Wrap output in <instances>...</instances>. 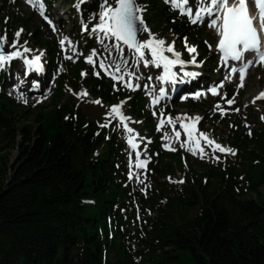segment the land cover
<instances>
[{
  "label": "trees",
  "instance_id": "1",
  "mask_svg": "<svg viewBox=\"0 0 264 264\" xmlns=\"http://www.w3.org/2000/svg\"><path fill=\"white\" fill-rule=\"evenodd\" d=\"M142 1L156 29L188 34L199 45L201 31L186 16ZM99 3L87 0L81 14L95 19ZM17 24L27 25L19 17L3 21L10 42ZM84 46L107 56L105 46ZM82 68L73 67L70 82ZM84 72L80 85L98 104L125 100L127 114L149 120L139 94L100 71ZM5 77L0 69V264H264V125L249 134L230 128L233 160L200 164L199 171L151 143L137 192L126 176L122 142L109 128L87 120L70 101L37 107L32 124L20 125L27 111L4 94ZM63 87L59 82L58 102ZM156 115L170 112L163 107Z\"/></svg>",
  "mask_w": 264,
  "mask_h": 264
},
{
  "label": "rangeland",
  "instance_id": "2",
  "mask_svg": "<svg viewBox=\"0 0 264 264\" xmlns=\"http://www.w3.org/2000/svg\"><path fill=\"white\" fill-rule=\"evenodd\" d=\"M33 1H35L33 2L35 4H30L27 1V6L22 0H6V4L0 1V37H7V41L4 45L12 47L15 41L16 50H13V52L19 50L23 53V58L27 59L39 55L43 65H45L49 57L47 43L53 50V58L55 60V65L52 68L50 67L51 69L49 71L45 70L43 72L42 81L40 82L34 80L36 74L32 69L26 68L23 58L18 57L11 60L13 62L10 64V67L5 63L4 71L7 73L5 79L10 85L5 89V94L21 110L27 111V114L18 118L20 125L32 124V116L34 113L40 112L37 107L45 106L48 110L51 107L50 103L52 101L54 104L70 101L71 105L75 106L87 120L93 121L99 127L103 124H108V127L103 128L105 130L109 128V130L122 141L127 178L133 190L141 192L145 183V167H135L137 163L136 155L139 153L140 160L147 163L149 159L148 149L151 143L155 144L163 152L171 154L178 152L180 156H183L181 162L185 168L189 167L195 171H199L201 170L200 164L210 163L217 165L222 162H230L233 160V154L222 153L215 150V145L219 144L221 147L231 149L235 153V148L230 144V141H232L230 139V128H235L237 132L243 130L246 134H249L251 131L258 129L261 125H264V110L262 108L264 98H257L260 93H264V66L250 69L247 72L248 75L246 76L243 87H238L240 81L236 80L229 81V83L227 82L228 86L219 88L221 73L217 70V57L215 51L217 39L214 31H208L204 27L198 28L201 31L198 41L200 46L196 41H193L188 34H178L173 31L167 33L160 32L155 27V19L149 20L148 22L145 20V17L149 14L147 4L142 0L138 3V6L143 9L141 15L148 29V31L144 32L141 42H145L151 37H154L164 40L166 42V47L168 45H174L175 51L180 53V59L184 61V66L192 67V69H190L191 72L198 74L199 77L197 78V76H195V78L201 79L198 81L200 84L207 82L209 85H215V88H218L217 95H207L204 98L193 100L192 103H194L196 107V109L193 110V108L186 105L185 101L178 100L176 92L171 94L170 98V95H168V84L171 83V81H161L159 79V77L163 75V70L152 64L145 67L143 61L134 65V57L131 53L124 51L125 58L128 60L127 72L133 74L132 84L134 88H127L124 86V82H117L111 78L109 73H115L116 70L102 55L93 57L94 61H96L95 66L86 62L87 58L92 53V51H85L84 45L87 41H91L94 48L97 46L103 47L107 45V43H110L109 40H105L104 44H101L98 39V36L101 34L93 33L88 29V27H90L88 25L90 22L94 23L92 28L97 26L100 12L95 19L91 18L90 13L86 14V16L81 19L79 15L80 0H66V2H62V0H50L53 1L54 6L62 2L63 11H67L68 16L62 15L61 20L60 16L53 14V20L56 25L50 22L46 24L43 19L46 21L47 19L44 15L42 16L40 14L38 8L40 2L45 5V1L49 2V0ZM153 1L165 8L166 12L170 11L175 15H179V11L171 8L169 4L165 3V0ZM104 6V1L101 0L100 11ZM49 12H51L50 9ZM17 17L25 20L27 25L17 24L18 27L15 31L22 30L19 37L24 34L25 37H14L13 42H10L5 31H2L4 29L2 24L6 18H8L9 21H13L17 19ZM198 22H201V20ZM85 27H87V31L84 30ZM163 27L164 26H160L159 28L163 29ZM28 36L32 38L29 44L26 42V37ZM65 38L66 43L62 47L60 40ZM32 41L34 42L32 43ZM67 41H71V45H69ZM36 42L38 44H36ZM185 43H187L188 46L195 47L196 52L189 54L185 47ZM24 48L30 51L24 53ZM127 53L129 55H127ZM165 55L169 56V58H174L170 53H165ZM66 56H71L72 59H67ZM193 57H195L196 64L191 63ZM145 59L151 60L150 53L147 51ZM102 60L105 61L107 71L99 67V63ZM78 63H81L83 68L78 69L79 79L73 83L70 82L69 79L73 81L72 76L74 75H71V72L73 67ZM211 67L215 69L214 72ZM95 68H98L103 75L113 83L122 85L124 88L129 89L130 92H136L140 88L139 90L141 92L139 94L142 97V103L150 112L149 120H138L134 116L127 114L125 110L127 101L123 100L117 103L116 106H121V112L126 118L125 123L128 128L132 129L131 133L125 131L124 127L120 124L119 118L110 115V110L113 106L103 107L96 103L95 99L89 96L80 85V79L87 76L84 70H94ZM176 72L177 71L174 70V73ZM182 73L183 70L178 72V74ZM116 74L120 75L122 73ZM149 77H151V79H149ZM124 79L127 81L128 76L125 75ZM139 81L142 83L141 85L138 84ZM59 82L64 86V92L61 96V100L58 102L56 98V89ZM30 87L39 88V91L33 89L32 92L29 93L28 89ZM161 89H163L164 92L163 96L160 95ZM84 92L87 93L86 96L80 95ZM233 98L234 103L228 105L227 100ZM158 99L159 105L152 102ZM160 105L167 107L170 112L169 117L161 118L156 115V111H158L157 109H159ZM217 105H219V107H217ZM183 117H199L198 122L195 124L194 131L196 139L200 140L199 147L196 146L194 141H188L185 130L181 128L180 125L182 122L190 123V121L178 119ZM169 119H171L172 123H169ZM232 119H237L236 124H233ZM162 120L164 123L161 127ZM176 132H180L179 139L175 136ZM201 133L207 136L208 139L214 141V143L209 145L207 140L200 135ZM129 137L134 138V142L138 145L136 149H132L129 146L127 142ZM165 137H167V139ZM182 145L184 146L182 147ZM201 148L203 149V153L200 151ZM189 149H195V154ZM14 154L15 152L13 151L10 155V159L13 158ZM201 156H203V158H201ZM175 179H181L180 173H175Z\"/></svg>",
  "mask_w": 264,
  "mask_h": 264
},
{
  "label": "snow or ice",
  "instance_id": "3",
  "mask_svg": "<svg viewBox=\"0 0 264 264\" xmlns=\"http://www.w3.org/2000/svg\"><path fill=\"white\" fill-rule=\"evenodd\" d=\"M30 4L33 0H28ZM166 4H169L171 8L177 9L181 15H185L190 18L191 23L195 24L202 20L205 15L209 17H214L209 24L216 30L219 37L217 50L222 54V59L227 62L229 59L235 60L242 63V67L239 69L232 68L231 72H239V85L238 87L244 86V81L247 76L248 68L253 66V64L264 65V44H262L260 31H264V0H252V3L257 9V15L253 16L249 13L248 3L249 0H198V6L195 11L193 7L190 6L189 0H165ZM40 14L44 15V5L41 2L38 8ZM143 9L137 5L136 0H114V3H109V0H105V6L99 13V23L96 27L92 28L93 33H99L98 39L101 44H104L105 40H109L110 43L105 45V52H107L106 59L110 61L112 67L115 68V73H109L111 78L117 82H124V86L127 88H134L132 84V73L127 72L128 60L124 55V46L128 49L131 55L134 57L133 64H138L143 61L144 66L147 67L149 64L154 65L157 68L163 67V75L159 77L161 81H171L176 82L177 74L172 71L173 67L176 65L184 66V61L180 59V53L175 51L174 45L165 46L166 42L161 39H156L151 37L145 42H139L137 40V35L141 31H148L146 26H144V21L142 19ZM259 18L260 21V31L254 24V20ZM87 31V27L84 29ZM21 31L15 33V37L21 35ZM7 37H0V49L6 43ZM66 43V38L60 40V44L63 47ZM71 45V41H67ZM13 48H16V42L12 44ZM185 47L189 54L195 53L196 48L188 46L185 43ZM30 50L24 48V53ZM146 51L150 53L151 60H146ZM113 52L117 59H113ZM170 53L174 58H169L165 53ZM251 53L254 55L255 60L245 59V54ZM98 54L95 50L92 51L91 55L87 58V63L93 64L95 66L96 61L93 57ZM23 58V53L19 50L11 53L10 55L2 54L0 51V68H3L5 63L11 61L15 58ZM67 59H72L71 56H66ZM23 62L28 69H34L35 71H41L40 56L37 55L32 59L23 58ZM192 64H196L195 57L191 60ZM199 66V65H197ZM99 67L101 69H106L105 61H100ZM116 73H122L117 75ZM84 75V74H82ZM125 75L128 76V80L125 81ZM186 77H195L198 75L193 72H184ZM151 79V77H149ZM213 95H217L216 88L211 89ZM80 95L86 96L87 93H81ZM160 95L163 96V89L160 90ZM199 95V94H197ZM264 98V93H260L259 97ZM154 104L157 103L156 100L152 101ZM96 103H100L97 101ZM228 105L234 103L233 99L227 100ZM219 107V105H217ZM110 115L113 117H118L120 124L124 127L125 131L131 133L132 129L127 127L125 123L126 118L121 112V106H113L110 110ZM190 123H181V128H183L187 134L188 141H194L196 146L199 147L200 140L196 139L194 135L195 124L198 122L199 117H183L178 118ZM164 121H161V127ZM169 123H172L169 119ZM101 127H108V124H103ZM209 145H212L214 141L210 140L203 133L200 134ZM175 136L177 139L180 137V132H176ZM167 139V137H165ZM128 144L132 149H136L138 145L134 142L133 137L128 138ZM184 145H182L183 147ZM167 147V146H166ZM172 150V149H169ZM195 154V149H189ZM215 150L222 153L235 154L231 149L221 147L219 144L215 145ZM203 153V149H200ZM203 158V156H201ZM136 165L137 168L146 167V163L140 160L139 153L136 155ZM131 178V176H130ZM181 183L183 181H180Z\"/></svg>",
  "mask_w": 264,
  "mask_h": 264
},
{
  "label": "bare ground",
  "instance_id": "4",
  "mask_svg": "<svg viewBox=\"0 0 264 264\" xmlns=\"http://www.w3.org/2000/svg\"><path fill=\"white\" fill-rule=\"evenodd\" d=\"M253 11L254 13L257 15V9L254 7L253 8ZM51 17L53 18V16L51 15ZM187 17V16H186ZM207 15L204 16V18L201 20V22L205 23L207 21ZM187 19L189 20V18L187 17ZM191 22V20H189ZM182 69V67L180 65H176L175 67H173L172 71L174 72L175 71H180ZM200 75V74H199ZM198 81H200L199 79H197ZM176 95H177V92H176ZM173 98V97H172Z\"/></svg>",
  "mask_w": 264,
  "mask_h": 264
},
{
  "label": "water",
  "instance_id": "5",
  "mask_svg": "<svg viewBox=\"0 0 264 264\" xmlns=\"http://www.w3.org/2000/svg\"><path fill=\"white\" fill-rule=\"evenodd\" d=\"M143 33H144V31H141V32L138 33V35H137V40L138 41L141 38V36L143 35ZM124 48L128 51V49L126 48V46H124ZM0 51H2V54L7 55V50H6L5 46H3V48L0 49Z\"/></svg>",
  "mask_w": 264,
  "mask_h": 264
}]
</instances>
